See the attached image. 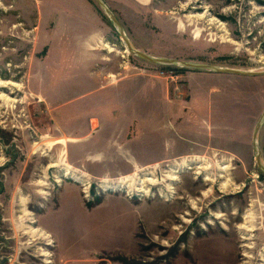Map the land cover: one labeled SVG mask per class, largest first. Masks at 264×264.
I'll use <instances>...</instances> for the list:
<instances>
[{"label": "rangeland", "instance_id": "374dc122", "mask_svg": "<svg viewBox=\"0 0 264 264\" xmlns=\"http://www.w3.org/2000/svg\"><path fill=\"white\" fill-rule=\"evenodd\" d=\"M109 9L144 53L264 71V0ZM0 80V264H264V73L144 60L96 0H0Z\"/></svg>", "mask_w": 264, "mask_h": 264}, {"label": "water", "instance_id": "95a60500", "mask_svg": "<svg viewBox=\"0 0 264 264\" xmlns=\"http://www.w3.org/2000/svg\"><path fill=\"white\" fill-rule=\"evenodd\" d=\"M98 4L104 9L106 14L109 16L111 21L113 22L114 26L117 28L120 36L123 39L124 44L127 46V50L136 56L147 60L151 63H157V64H168V65H176L180 67H187V68H194V69H201V70H208L218 73H230V74H237V75H256V74H263L264 71L256 72L253 70H242L237 68H230L226 66H219V65H213L209 63H203V62H195L190 60H181L176 59L172 57H164V56H155L148 53H144L136 48H134L131 44H129V39L120 24V22L117 20V18L114 16L113 12L109 9V7L105 4L103 0H96ZM264 118V111L262 115L260 116L259 120L255 124L254 130H253V144H254V150H255V161L258 166V168L261 170V172L264 173V165L261 163L260 160V153L259 148L256 143V133L259 129V126L261 125V122Z\"/></svg>", "mask_w": 264, "mask_h": 264}, {"label": "crops", "instance_id": "0c3cea01", "mask_svg": "<svg viewBox=\"0 0 264 264\" xmlns=\"http://www.w3.org/2000/svg\"><path fill=\"white\" fill-rule=\"evenodd\" d=\"M104 2H105V4L108 6V7H112V8H114V7H116L117 6V4L118 5H120V6H123V0H103ZM132 1H134L135 3H137V5H141V6H143V5H146L150 0H132ZM66 2V1H65ZM74 3V2H73ZM75 4H78L79 5V3H74L73 5H75ZM105 47H107L108 48V50H111L112 48L109 46V45H107V44H105ZM56 65H58V64H56Z\"/></svg>", "mask_w": 264, "mask_h": 264}, {"label": "bare ground", "instance_id": "6f19581e", "mask_svg": "<svg viewBox=\"0 0 264 264\" xmlns=\"http://www.w3.org/2000/svg\"><path fill=\"white\" fill-rule=\"evenodd\" d=\"M129 44H131L130 42H129ZM124 48L127 50V46L124 44ZM2 80H0V83H11V84H16V83H12V82H8V81H3V82H1ZM18 85V84H17ZM0 96H4V94H0ZM256 139V138H255ZM50 166H53V163H51V165Z\"/></svg>", "mask_w": 264, "mask_h": 264}]
</instances>
